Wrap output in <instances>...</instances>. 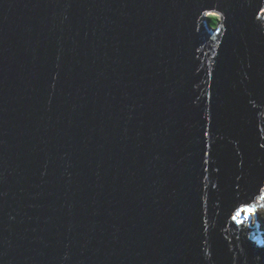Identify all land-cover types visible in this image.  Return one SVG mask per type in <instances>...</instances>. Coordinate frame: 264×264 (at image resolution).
<instances>
[{"label":"water","instance_id":"95a60500","mask_svg":"<svg viewBox=\"0 0 264 264\" xmlns=\"http://www.w3.org/2000/svg\"><path fill=\"white\" fill-rule=\"evenodd\" d=\"M263 199L264 0H0V264H264Z\"/></svg>","mask_w":264,"mask_h":264},{"label":"rangeland","instance_id":"374dc122","mask_svg":"<svg viewBox=\"0 0 264 264\" xmlns=\"http://www.w3.org/2000/svg\"><path fill=\"white\" fill-rule=\"evenodd\" d=\"M211 15H214V14H211ZM263 218H264V207H263V209L262 208L257 209L256 213L254 215V221L259 222L258 228H259V230H262V231H264Z\"/></svg>","mask_w":264,"mask_h":264},{"label":"trees","instance_id":"16d2710c","mask_svg":"<svg viewBox=\"0 0 264 264\" xmlns=\"http://www.w3.org/2000/svg\"><path fill=\"white\" fill-rule=\"evenodd\" d=\"M209 23L211 26H215L216 23L218 22V17L214 14V15H210L208 17ZM263 224H264V218H263Z\"/></svg>","mask_w":264,"mask_h":264}]
</instances>
